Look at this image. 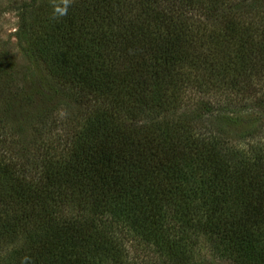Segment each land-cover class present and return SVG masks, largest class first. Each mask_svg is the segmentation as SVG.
I'll use <instances>...</instances> for the list:
<instances>
[{
  "label": "trees",
  "instance_id": "16d2710c",
  "mask_svg": "<svg viewBox=\"0 0 264 264\" xmlns=\"http://www.w3.org/2000/svg\"><path fill=\"white\" fill-rule=\"evenodd\" d=\"M225 1L83 0L45 33L46 46L23 48L33 67L42 63L58 82L47 99L72 94L92 108L70 121L64 158L51 161L49 147L39 163L0 155V248L21 235L38 237L15 264H132L131 247L138 256L153 252L151 264H185L201 234L227 264H264L263 144L252 140L254 156L238 157L210 127L220 121L216 105L202 102L189 114L179 108L189 89L242 95L251 93L250 73L263 79L264 43L244 31L246 24L261 30L252 11L264 0H239L234 9ZM200 14L221 24L230 41L245 28L236 56L258 52L260 62L220 76L216 56L228 45L201 54L205 32L185 31ZM233 54L230 48V60ZM160 112L182 120L159 124ZM70 205L76 214L66 218Z\"/></svg>",
  "mask_w": 264,
  "mask_h": 264
},
{
  "label": "rangeland",
  "instance_id": "374dc122",
  "mask_svg": "<svg viewBox=\"0 0 264 264\" xmlns=\"http://www.w3.org/2000/svg\"><path fill=\"white\" fill-rule=\"evenodd\" d=\"M81 1L83 0H0V62L2 63V70L0 69V140L4 143L0 149V155L7 154L6 160L12 157L14 163L19 164L29 158L31 161L37 159L34 163H39L41 154L45 153L44 150L48 147L55 149L53 152L49 149L48 157L50 156L51 161L64 158L63 156L68 153L66 150L68 147L65 148V146L73 135L70 121H77L92 108L89 107L92 105L74 101L72 94L47 99L48 95L52 97L57 92V80L42 63H39V67H33L34 62H30L23 52V48L30 45L32 48L40 49L46 46L45 33L51 30L63 12L72 10ZM233 3L239 4V0L225 1V5L229 4L230 8L234 9ZM219 5L221 6V1L217 6ZM253 18V22L261 26V30L257 33L254 28L258 25L246 24V27L251 30L240 29L239 36L231 41L224 37L225 32L221 29V24H217L214 18L208 19L201 14L195 18L197 22L185 25L187 27L185 31L187 35L191 34L195 38L198 30L205 32L207 36L203 37V41L198 45L201 54H208L214 48L215 50L220 48V52H223V45H228L227 53L223 52L216 56L221 63L218 67L222 74L220 76H226L228 79L237 74L242 63L260 62L256 57L260 56L258 52L254 55L248 51L252 59L245 56L241 60L243 56L239 51L236 56L239 46L245 45L244 39L241 38L242 30H245L246 37L254 32L253 38L256 44L264 43V7H256L252 11ZM230 48L232 52L234 51L231 60L229 59ZM262 63L264 64V60ZM200 71L204 73L203 70ZM263 71L264 69L261 70ZM179 72L187 73L192 77L194 75L191 69H183ZM250 74L251 76H247L252 83L249 94L240 95L232 90L228 92L226 89L215 93L189 89L184 96L185 103L179 105L181 112L188 114L195 112L202 102H211L214 106L216 105V111L220 112L217 113L220 114V121L210 124L215 138L224 144H231L237 156L246 160L254 156L251 152L252 140L255 146L260 147L263 144L264 148V103L258 105L260 101L264 102V75L260 76L263 79L259 81L256 74ZM28 93L34 95V100L29 104L25 103L22 98ZM15 97L19 99L13 100ZM235 103L241 109L238 112H233L232 104ZM246 106L252 108L251 113L245 112ZM174 116L173 113L160 112L156 120L159 124L165 119L181 122L182 119ZM260 154L264 155V150ZM74 209L73 205L69 208L65 207L62 216L73 217L76 214ZM192 233L198 238L197 227L191 230V235ZM37 238L36 234L31 238L21 235L15 242L3 245L0 248V264H15L20 258L21 251L32 246ZM198 242L196 251L192 249L191 253L183 258L185 264H227L222 255L218 253L219 248L213 239L210 240L205 234H201ZM143 252L144 254L138 256L142 252L132 247L126 251L132 264H136L137 261L138 264H151L155 260V254L148 249H144Z\"/></svg>",
  "mask_w": 264,
  "mask_h": 264
}]
</instances>
